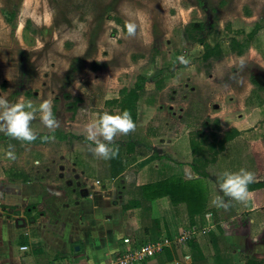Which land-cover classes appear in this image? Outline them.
Returning <instances> with one entry per match:
<instances>
[{
	"label": "rangeland",
	"instance_id": "obj_1",
	"mask_svg": "<svg viewBox=\"0 0 264 264\" xmlns=\"http://www.w3.org/2000/svg\"><path fill=\"white\" fill-rule=\"evenodd\" d=\"M4 14L12 15L9 22ZM258 18L264 20V0H0V96L10 104L23 98L37 109L51 99L61 130L72 114L78 126L91 124L103 110L105 94L131 89L141 77L143 93L136 107L149 110L137 129L189 135L204 131L197 121L211 112L225 114L227 125L253 126L247 131L254 133L242 141L264 143V32L253 36L241 57L229 54L225 44L229 37L243 38L239 34H247ZM128 21L137 24L132 37L122 31ZM215 31L221 33L222 57L203 62L202 48L194 41H210ZM157 81L166 87L160 93ZM214 94L215 109L212 102L206 106ZM210 121L206 118V125ZM31 127L36 135L51 133L38 113ZM32 145L0 131V148L22 153ZM240 147L236 142L227 146L218 158L219 171L240 163ZM261 158L264 166L263 153Z\"/></svg>",
	"mask_w": 264,
	"mask_h": 264
},
{
	"label": "crops",
	"instance_id": "obj_2",
	"mask_svg": "<svg viewBox=\"0 0 264 264\" xmlns=\"http://www.w3.org/2000/svg\"><path fill=\"white\" fill-rule=\"evenodd\" d=\"M165 89L156 87L157 93ZM117 92L111 97L105 94L100 104L112 115L116 110L104 103L117 99ZM216 95L206 106L212 102L213 109L219 107L213 103ZM103 110L93 115L91 124L99 120ZM147 110L148 106L136 107V127L142 124L139 118ZM206 118L217 120L221 131L233 128L239 134L208 166L204 205L192 216L168 195L148 200L141 191L169 179L197 178L189 166L188 133L136 128L128 135H117L112 146L118 147V155L103 159L95 155V143L87 138L88 125L78 126L73 116L65 120L64 129L49 134L55 137L49 139L53 142L50 146L43 139L21 153L5 150L3 145L0 264H109L123 249L163 238L170 241L169 245L140 264H264V143L241 140L243 135L254 133L247 131L253 126L227 125L225 114L211 112L197 122L205 125ZM234 142L241 146L240 163L236 164L240 166L219 171L218 158ZM20 158L25 162L15 165ZM241 169L255 177L247 201L233 200L227 209L215 207L213 199L223 195L219 191L223 173ZM190 227L197 232L177 246L174 239ZM22 246L27 250L20 251Z\"/></svg>",
	"mask_w": 264,
	"mask_h": 264
},
{
	"label": "trees",
	"instance_id": "obj_3",
	"mask_svg": "<svg viewBox=\"0 0 264 264\" xmlns=\"http://www.w3.org/2000/svg\"><path fill=\"white\" fill-rule=\"evenodd\" d=\"M11 17V14H4L5 22H9ZM115 22L120 23L118 19H115ZM122 26L124 33L127 34L126 29H124V25ZM199 27V25H196L197 29ZM226 29H228L227 25L223 30ZM259 31L264 32V20L261 18H258L255 21L249 33L239 34L242 37L244 36L243 38L238 39L236 36L229 37L225 42L227 52L233 56L241 57L243 54H245V52H247L250 46V41ZM220 34L221 33L217 31L213 32L211 34L210 41H208V37H200L195 39L194 42L198 43L202 48L200 57L201 61L205 62L209 60H220L223 52L221 41L218 38ZM131 58L135 60L137 57L131 56ZM97 66L98 65L95 63L91 68L96 70ZM138 80L141 83L136 84L131 89H120L118 91L117 99L104 103L105 105L112 106L114 109H116L118 114L125 110L129 111L134 122L136 104L143 93L142 83L144 79L139 77ZM156 87H161V83H159V81L156 82ZM70 108L74 113L76 107L72 105ZM72 116L73 114L71 115V118ZM203 127L205 131L191 133L189 134L188 139L191 154L189 166L197 178L189 181L169 179L162 183L143 187L141 188V191L146 195L148 200H153L158 196L168 195L171 197L170 199L174 204H183L187 210V213H189L191 216L201 211L205 201L204 180L207 178V168L209 165L215 162L217 155L223 151L224 145L235 139L239 134V132L233 128L221 131L217 120H211L209 125L205 124ZM36 136L37 139L31 144H39L43 142V135ZM262 140L264 141V134L262 135Z\"/></svg>",
	"mask_w": 264,
	"mask_h": 264
},
{
	"label": "clouds",
	"instance_id": "obj_4",
	"mask_svg": "<svg viewBox=\"0 0 264 264\" xmlns=\"http://www.w3.org/2000/svg\"><path fill=\"white\" fill-rule=\"evenodd\" d=\"M51 20L52 13H49V23H51ZM80 27L85 28L86 26L81 24ZM124 29H126L127 36L132 37L136 34L137 24L133 21H128L124 25ZM179 59L182 63H187L183 57ZM52 107L53 102L51 99L43 100L37 109L31 101H25L23 98L14 104H10L5 97L0 96V131L5 132L13 139L30 144L37 139L31 127V123L36 119L37 113L39 114L40 122L50 132H54L59 127V122L53 115ZM135 128L136 125L129 111L125 110L116 115L105 112L98 121L88 125L87 138L95 143V148L93 149L95 155L103 159H112L118 155L119 151L118 147L114 148L112 146L115 137L118 134L128 135L134 132ZM44 139H55V137L50 136ZM35 164L39 166V161H35ZM254 179V174L244 169L238 172L223 173L222 182L219 185V191L223 195L215 196L212 201L213 205L217 208L227 209L233 200L241 203L246 202L249 197V185ZM208 215L210 218L211 214L209 213Z\"/></svg>",
	"mask_w": 264,
	"mask_h": 264
},
{
	"label": "built area",
	"instance_id": "obj_5",
	"mask_svg": "<svg viewBox=\"0 0 264 264\" xmlns=\"http://www.w3.org/2000/svg\"><path fill=\"white\" fill-rule=\"evenodd\" d=\"M201 230V229H200ZM197 232L195 227H190L181 231L174 239L177 246L183 245ZM124 244L128 243L127 239H123ZM168 239H158L154 242L144 243L134 248H126L117 253L114 259L109 264H140L143 261L152 258L156 253H159L163 248L169 245ZM20 251H26L27 247L22 246Z\"/></svg>",
	"mask_w": 264,
	"mask_h": 264
}]
</instances>
